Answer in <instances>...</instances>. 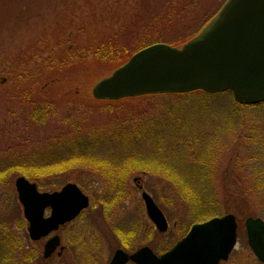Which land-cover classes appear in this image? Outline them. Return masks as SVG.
Segmentation results:
<instances>
[{"label":"rangeland","instance_id":"374dc122","mask_svg":"<svg viewBox=\"0 0 264 264\" xmlns=\"http://www.w3.org/2000/svg\"><path fill=\"white\" fill-rule=\"evenodd\" d=\"M134 1L0 0V92L12 90L13 76L22 71L23 62L34 58L41 65L58 54L59 45L70 47L102 23H114L111 27L117 29L119 21L112 19L113 14L123 18L126 9L136 6ZM226 1L201 3L196 17L192 15L196 19L192 28L182 29L183 35H164L168 39L162 42L180 47L190 41L185 40L188 34L195 38ZM186 4L189 8L194 3ZM140 36L132 48L141 47L150 37ZM33 67V71L38 68ZM111 74L109 70L86 74L77 89L80 110H72L65 102L56 107V121L32 126L31 134L19 127V110L0 114V128L5 130L0 134V169L35 156L47 162L76 156L73 166L40 177L43 188H39L51 192L75 183L91 201L85 212L59 232L68 246L66 252L45 261V240L32 242L23 220L15 181L24 175H1L0 264H108L130 230L134 238L129 247L148 245L160 255L193 224L228 214L236 216L239 228L237 245L226 264H263L248 244L245 221L249 216L264 219V106L242 107L231 92L121 102L95 99V85ZM87 81L91 82L88 89L84 88ZM20 114L25 116L23 111ZM73 124L78 129L76 140L89 144L83 150L68 151V140L56 139L68 137ZM142 192L150 194L165 214L167 232L159 233L149 219ZM233 193H248L251 203L245 204L242 197L233 199ZM39 251L41 255L33 259Z\"/></svg>","mask_w":264,"mask_h":264},{"label":"water","instance_id":"95a60500","mask_svg":"<svg viewBox=\"0 0 264 264\" xmlns=\"http://www.w3.org/2000/svg\"><path fill=\"white\" fill-rule=\"evenodd\" d=\"M195 91L231 92L240 105L264 102V0H227L195 38L181 47L157 43L137 52L99 81L93 96L118 101ZM15 185L32 240L48 236L90 205L89 197L75 183L53 193L39 192L24 176L18 177ZM142 197L157 230L167 232L164 213L148 193ZM47 207H52V212L45 218ZM245 227L250 248L264 264V219L248 217ZM237 237V218L228 214L194 224L183 239L160 256L150 247L131 255L118 250L110 264H219L229 259ZM59 245L58 236L51 238L44 257L49 258Z\"/></svg>","mask_w":264,"mask_h":264},{"label":"trees","instance_id":"16d2710c","mask_svg":"<svg viewBox=\"0 0 264 264\" xmlns=\"http://www.w3.org/2000/svg\"><path fill=\"white\" fill-rule=\"evenodd\" d=\"M209 1L211 2V0H135L134 3H136V6L134 8L129 7L126 9L128 13H124L125 10L122 11V13H124L123 18L119 17L117 12L113 14L112 19H117L119 21L117 29L111 27L114 23L110 25L102 23L98 28L96 26L94 29L90 30L91 32L86 35L85 39L76 40L70 47L65 48L63 45H59L60 51L58 54H55L50 59H45L41 65H37L34 58L29 59V62H23L21 64L22 71H18L17 74L15 73L13 76L15 78L13 80L15 84H13L12 90L6 89L0 92V114H8L11 112L9 110H12L13 112L11 113L13 114L15 111L19 110L20 119H18V125L20 128L23 126V132L31 134L29 131L34 127H41L56 121V118L59 117L56 107L65 102L70 105L72 110L79 111L80 107H77L76 100L81 97L77 89L81 86L80 79L82 77L86 74H88L87 76H93L98 72L107 70L112 73L123 66L138 51L153 44L167 41L168 37H164L169 36V34L172 35L173 33L171 32H180L183 35L184 32L182 29H184V31H189L192 28V24H194L193 22L196 21L194 17H196L197 14L195 15L194 13L201 7V3H210ZM178 3H184V5L180 7L181 5L178 6ZM186 3L194 4L188 8ZM182 24L184 27L177 29ZM144 34V37H150L143 41L141 47L132 48L135 40L141 37L140 35ZM191 34L194 35L193 33L188 34L185 40L192 39L193 36ZM164 43L173 44L171 41ZM176 44L174 46H176ZM54 60H56V64L53 63ZM33 64L38 67L37 70L33 71L35 68ZM90 83L91 82L87 81L84 88L88 89ZM60 86L63 87L60 88ZM197 92L207 96L219 95L207 94L202 91ZM194 93L196 92L188 94L147 95L141 98L157 96L177 97ZM6 99L8 102L4 104L6 107L5 109L3 103ZM132 99L134 98L122 99L121 101ZM240 106L258 107L264 106V103L259 105ZM21 111L25 112V116L20 114ZM77 130L75 124H73L72 131L69 133L68 137L59 138L57 136L56 139L57 141L68 140V151H73L82 147L85 148V146L89 144L76 140V136H78ZM4 131V128H0V134H5ZM29 159L30 158H28L27 161L10 162L2 166V169H0V176H4V173H7V176L19 173L37 183L41 188L42 185L39 183L40 177L71 167L77 162L78 158L76 156L66 157L64 159L55 158L51 159L50 162L44 161L38 156L33 157L32 160ZM39 161L42 162V164H38L37 162ZM232 197L233 199L242 197L241 200H243L245 204L251 203L249 202L251 197L248 193H233ZM198 201L200 202V199ZM261 204L264 205V199ZM249 215L260 214L251 212ZM33 259H35V257H33Z\"/></svg>","mask_w":264,"mask_h":264},{"label":"flooded vegetation","instance_id":"af4514ba","mask_svg":"<svg viewBox=\"0 0 264 264\" xmlns=\"http://www.w3.org/2000/svg\"><path fill=\"white\" fill-rule=\"evenodd\" d=\"M63 187H64V186H63ZM63 187H61L60 189H57V190H53V191H51V192L40 190L39 187H37V188H38L39 192H41V193H53V192H58V191H60ZM140 188H141V187H140ZM83 192H84V191H83ZM84 193H85V192H84ZM142 193H143V192H142ZM87 196H88V195H87ZM88 197H89V196H88ZM89 199H90V197H89ZM20 204H21V202H20ZM21 205H22V204H21ZM90 205H91V201H90ZM90 205H89V207H90ZM89 207H88V208H89ZM22 208H23V213H24V207H23V205H22ZM88 208L84 209V210L80 213V215H81L83 212H85ZM51 212H52V207H47L46 210H45V218L50 217V216H51ZM146 213H147V211H146ZM80 215H79V216H80ZM79 216H77V217H76L74 220H72L71 222H66V223L63 224V225H60L59 228H58L57 230L53 231L51 234H49V235L46 236V237H43V238L40 239V240H32L31 237H30V235H29V231H28V227H27V234H28V237L30 238V240H31L32 242H40V241L45 240V244H44V247H43V253H42V257H43L42 260L47 261V260L51 259L52 257H54L55 255L58 256V257H62V255L66 252L68 246L66 247V245H63V243H62V238H61L59 232H61V231H63V230H66V229H67V228H68V227H69V226H70V225H71V224H72V223H73V222H74ZM23 220H24V221L28 224V226H29V223L27 222V219L25 218V216H24V219H23ZM151 222H152V221H151ZM152 223H153V222H152ZM153 225H154V224H153ZM127 233H128V232H127ZM55 236H58V237H59L60 245L58 246V248L56 249V251H55V252H54L49 258L46 259V258L44 257V249H45V246H46V244L48 243V241H49L51 238L55 237ZM133 236H134V232H133L132 230H130V234H129V235H126L125 238L122 237V238L124 239L125 243L122 244V245H120V247L117 248V249L115 250V252H114L113 256L111 257L110 261L108 262V264L111 263V261H112L114 255H115V253H116L118 250H123L124 252L128 253L129 255H131V254L135 253L137 250H139V249L142 248V247H150V246H148V245H144V246H142V247H140V248H138V249L133 248V247H129V246L131 245V240H132V238H134ZM86 250H87L88 255H89V253H90L89 249L86 248ZM152 250H153V249H152ZM39 255H41V251H39L38 255L36 254V257H35V258L39 257ZM229 258H230V257H229ZM228 260H229V259H228ZM228 260H227V261H228ZM227 261H221L219 264H226ZM126 264H135V263L129 261V262H127Z\"/></svg>","mask_w":264,"mask_h":264}]
</instances>
